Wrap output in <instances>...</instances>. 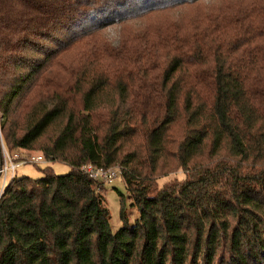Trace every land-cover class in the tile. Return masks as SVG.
<instances>
[{
	"label": "trees",
	"instance_id": "obj_1",
	"mask_svg": "<svg viewBox=\"0 0 264 264\" xmlns=\"http://www.w3.org/2000/svg\"><path fill=\"white\" fill-rule=\"evenodd\" d=\"M199 1L0 0L6 144L71 166L9 180L0 264H264V0L105 33ZM87 164L121 170L135 223Z\"/></svg>",
	"mask_w": 264,
	"mask_h": 264
},
{
	"label": "rangeland",
	"instance_id": "obj_2",
	"mask_svg": "<svg viewBox=\"0 0 264 264\" xmlns=\"http://www.w3.org/2000/svg\"><path fill=\"white\" fill-rule=\"evenodd\" d=\"M228 0H201L194 4H183L178 7H175L174 9H167L165 11L162 10L159 12H153L149 15L143 16V17H137L132 20H128L123 23H117L105 30V33L108 35H111V37H119L123 35H127L126 32L130 31L133 28L143 27L147 23H150L152 25H157L155 23H158L160 21H164L167 19V21L175 20L179 18H186V16L191 15L196 12L197 8H205L208 6H218V5H225L223 2ZM126 33V34H125ZM121 34V35H120ZM1 116V112H0ZM1 118V117H0ZM2 121V119H1ZM3 134V131H2ZM4 136V134H3ZM14 151H20L23 155H43V153L40 150H25V149H15ZM168 165L171 166V169H168ZM167 166H165V170L169 171V174L167 177H164L160 179V183L170 180V179H184L185 173L181 168H179L176 165H173L171 162H169ZM47 166H51L56 174L63 175L68 173L71 170V166L66 163L61 162H53L47 161L45 163H41L36 165L33 164H24L17 168L15 175L17 177H21L24 175L31 176L34 178H39L43 176V169H45ZM171 171V172H170ZM11 174H9L10 179ZM1 181V180H0ZM105 197L107 205L111 211V226L112 230L116 231L119 228H121L124 225V222L121 218V194H124L125 196V203L127 207L128 212V221L130 224H133L136 222L137 218L139 217V212L136 207L132 206V201L130 198H128L127 190L125 183L122 179V177L119 175L117 176L113 183H109L105 185Z\"/></svg>",
	"mask_w": 264,
	"mask_h": 264
},
{
	"label": "built area",
	"instance_id": "obj_3",
	"mask_svg": "<svg viewBox=\"0 0 264 264\" xmlns=\"http://www.w3.org/2000/svg\"><path fill=\"white\" fill-rule=\"evenodd\" d=\"M0 197L3 195L10 179L15 176L19 166L24 164L38 165L45 163L47 158L44 155H23L20 151L10 150L2 134L3 118L0 116ZM2 119V121H1ZM84 172L99 183L101 187L113 183L114 179L121 174L120 169L97 167L87 164L83 167ZM9 174H11L10 179Z\"/></svg>",
	"mask_w": 264,
	"mask_h": 264
}]
</instances>
